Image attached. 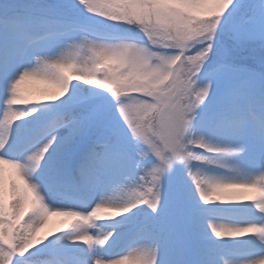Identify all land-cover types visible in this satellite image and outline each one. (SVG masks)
I'll list each match as a JSON object with an SVG mask.
<instances>
[{"label": "snow or ice", "instance_id": "6c2138e0", "mask_svg": "<svg viewBox=\"0 0 264 264\" xmlns=\"http://www.w3.org/2000/svg\"><path fill=\"white\" fill-rule=\"evenodd\" d=\"M71 6L90 23L48 0L0 2V264H216L212 236L259 245L222 264H264V223L200 206L264 214V0ZM251 44L258 64L233 59ZM177 166L191 200L164 196ZM58 185L71 204L49 203ZM52 216L74 220L51 236L66 234L60 248L40 235ZM121 216L128 240L112 252L117 233L92 229Z\"/></svg>", "mask_w": 264, "mask_h": 264}, {"label": "rangeland", "instance_id": "374dc122", "mask_svg": "<svg viewBox=\"0 0 264 264\" xmlns=\"http://www.w3.org/2000/svg\"><path fill=\"white\" fill-rule=\"evenodd\" d=\"M85 16H88L86 13H84ZM238 50V49H237ZM88 86H82L81 89L78 90V94H85V89ZM99 91V90H97ZM107 95V93H105ZM30 118V117H29ZM178 168V179L175 181H170L168 176H166L163 180V193L165 198H167L169 195L173 194L175 191L179 190L184 193L186 197H188L191 200L190 197V188H191V181L187 178L186 173L182 169L181 166H177ZM12 170L11 168L8 170ZM208 171L210 172H215L216 174L219 175H226V176H233L235 175L234 173H228L224 170L221 169H214V168H209ZM6 178L8 176V173L5 172ZM201 207L205 208H212L217 210V213L220 217H222L224 220L228 222H235V223H244L249 220L258 222V223H264V219L259 220L260 216H264V214H260L254 206L243 203V204H226V203H220L216 202L213 204H203V202H200ZM141 217L143 216V213L140 214ZM56 218L54 220H50L48 222V226H44L41 231L40 235L41 236H48L51 234L52 231H55L56 228H54L58 223H60L61 227L64 228L66 227L67 222L59 219L61 218L60 216H55ZM125 218L124 216L118 217V219ZM67 220H70L71 218L66 217ZM202 230L208 231L207 225L203 224L202 222ZM63 231V230H61ZM209 235L211 233L209 232ZM63 239L58 236V242L56 243L54 239H50L49 242H46L48 244H51L52 247H55L57 244H62L63 242L61 241ZM127 241H123V244H125ZM210 246L215 250L214 251V258L216 261V264H222L221 257L225 259H235L237 258L236 253H242L246 252L249 250H254L252 252H256L259 249V245L252 240L251 238L245 237L243 239H232L230 237H224L223 240H218L214 236H212V241H210ZM214 242V243H213ZM237 243V244H236ZM60 244V245H61ZM121 244H115L111 247V251L115 252L117 246ZM43 248L44 245H41ZM58 248V247H55ZM120 248H118V251ZM44 255V253H41V256Z\"/></svg>", "mask_w": 264, "mask_h": 264}, {"label": "trees", "instance_id": "16d2710c", "mask_svg": "<svg viewBox=\"0 0 264 264\" xmlns=\"http://www.w3.org/2000/svg\"><path fill=\"white\" fill-rule=\"evenodd\" d=\"M2 2V0H0ZM49 3H55L65 8L69 15L72 17L80 18V12L72 8V3L74 0H48ZM66 6V7H65ZM104 18H96L97 21L103 20ZM237 55L242 58H238L237 61H243L245 63H257L259 62V53L260 49L257 45L251 44L244 48L238 49L235 51Z\"/></svg>", "mask_w": 264, "mask_h": 264}, {"label": "bare ground", "instance_id": "6f19581e", "mask_svg": "<svg viewBox=\"0 0 264 264\" xmlns=\"http://www.w3.org/2000/svg\"><path fill=\"white\" fill-rule=\"evenodd\" d=\"M86 86V85H85ZM26 87H28V88H44V87H46V85H40V84H28V85H26ZM45 103H49V102H45ZM7 168H8V165H4V169H5V172H7L8 173V176L7 177H10L11 176V173H12V171H8L7 170ZM135 211V210H134ZM127 215H131V213H128ZM50 219H52V218H50ZM59 219H62V220H64V221H66L67 222V224H66V227H64V228H62L61 227V225H60V223H58L54 228H56V230L55 231H52L51 232V234L50 235H48V237H51L53 234H55V233H57V232H59V231H61V230H67L68 229V227H69V224H70V222H73V221H71V220H67L66 218H64L63 216L61 217V218H59ZM118 221H120V220H118ZM117 221V222H118ZM113 222V221H112ZM117 222L115 223V222H113L114 224H112L111 222H109V221H106V222H101L100 224H102V228L103 229H105L106 231H124V233H126V229H124L123 227H115V225L117 224ZM48 226V224L46 225V227ZM98 228V227H97ZM96 229V228H95ZM93 232H95V231H93ZM58 236L59 235H57V236H53V237H51L50 239H54V241L57 243L58 242ZM60 237H62L63 239H61V241L63 242L61 245L60 244H57L56 246L57 247H62L65 243H67L68 241H67V239H66V234H63V235H60ZM82 247H84V246H82ZM117 252V251H116Z\"/></svg>", "mask_w": 264, "mask_h": 264}, {"label": "clouds", "instance_id": "9594fccd", "mask_svg": "<svg viewBox=\"0 0 264 264\" xmlns=\"http://www.w3.org/2000/svg\"><path fill=\"white\" fill-rule=\"evenodd\" d=\"M228 3V0H225V4ZM94 28L98 31V32H106L109 31L108 26L99 22H96V25H93Z\"/></svg>", "mask_w": 264, "mask_h": 264}]
</instances>
